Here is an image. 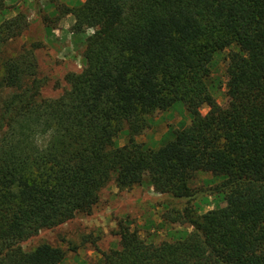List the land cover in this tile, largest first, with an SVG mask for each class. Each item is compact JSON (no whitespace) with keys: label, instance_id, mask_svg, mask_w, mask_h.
<instances>
[{"label":"trees","instance_id":"1","mask_svg":"<svg viewBox=\"0 0 264 264\" xmlns=\"http://www.w3.org/2000/svg\"><path fill=\"white\" fill-rule=\"evenodd\" d=\"M61 14L74 16L73 33L92 32L82 70L67 72L69 88L54 98L41 93V42L3 55L28 16L0 22V264H60L62 247L21 241L92 213L111 180L124 190L147 179L157 193L190 198L200 171L223 177V206L180 214L192 229L160 243L121 220L120 247L103 264H264V0H84ZM231 46L221 105L211 63ZM176 101L190 122L157 148L138 142L147 117Z\"/></svg>","mask_w":264,"mask_h":264},{"label":"rangeland","instance_id":"2","mask_svg":"<svg viewBox=\"0 0 264 264\" xmlns=\"http://www.w3.org/2000/svg\"><path fill=\"white\" fill-rule=\"evenodd\" d=\"M82 1L84 0H7L6 9L0 13V22L19 12L28 16V28L21 36L5 45L3 55L19 50L24 42H41L36 55L39 76L45 79L41 90L44 97L61 95L69 88L65 74L69 71L79 72L84 66L85 38L92 30L81 34L73 33L70 27L69 34L51 30L65 16L61 14L63 6H72ZM236 50V46H231L216 52L211 63L210 92L212 98L221 105H226L229 99L227 64L229 56ZM209 109L210 103H204L200 110L207 113ZM147 118L149 127L138 133L136 140L151 148L161 145L168 130L181 127L191 120L183 101H176L170 109L156 112ZM127 140V134L121 133L117 143L123 145ZM221 180L222 176L206 171L198 172L190 182L195 191L190 198L157 193L147 179L141 185L124 190H120L114 180H111L101 190L92 213H78L58 226L40 230L20 244L25 249H31L42 242L60 246L66 251L60 264H103L102 253L120 247V235L117 232L121 220L131 221V228L138 230L148 242L176 240L192 229L189 217H179L180 214L186 216L189 212L190 217H199L208 210L225 204L223 193L216 188ZM174 217L178 218L174 220Z\"/></svg>","mask_w":264,"mask_h":264},{"label":"crops","instance_id":"3","mask_svg":"<svg viewBox=\"0 0 264 264\" xmlns=\"http://www.w3.org/2000/svg\"><path fill=\"white\" fill-rule=\"evenodd\" d=\"M63 21H64V24H63ZM73 23H74V16L72 14H67L60 19L58 26L53 25V27H51V30L52 31H61L62 33L68 32V34H69L70 28H71ZM67 28H69V29L67 31H65Z\"/></svg>","mask_w":264,"mask_h":264}]
</instances>
